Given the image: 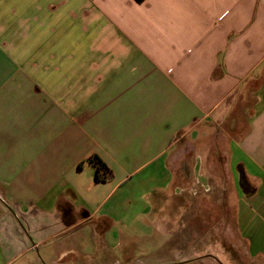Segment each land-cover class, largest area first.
<instances>
[{
    "label": "crops",
    "instance_id": "crops-1",
    "mask_svg": "<svg viewBox=\"0 0 264 264\" xmlns=\"http://www.w3.org/2000/svg\"><path fill=\"white\" fill-rule=\"evenodd\" d=\"M206 138L264 261V0H0V264H90L126 231L171 234L184 210L164 204Z\"/></svg>",
    "mask_w": 264,
    "mask_h": 264
},
{
    "label": "rangeland",
    "instance_id": "rangeland-1",
    "mask_svg": "<svg viewBox=\"0 0 264 264\" xmlns=\"http://www.w3.org/2000/svg\"><path fill=\"white\" fill-rule=\"evenodd\" d=\"M212 143L213 140L207 138L204 141L207 148L197 175L186 181L180 174L173 195L164 204L182 208L184 214L169 217L180 218L183 223L179 220L172 224L171 234L167 236L149 226L139 231H126L127 237L121 243L110 237L109 248H105L106 252L101 257L100 247L90 264H264V261H254L249 257L246 245L236 231L233 215L229 213H232L233 195L226 180V161L225 165L218 164V152ZM194 148L189 145L187 150L188 160L193 162L196 160ZM219 154L226 160L223 150ZM183 162L182 158L178 160V168ZM187 230L189 244L195 241L189 247ZM180 231H183L182 236ZM202 232L203 238L200 236ZM197 234L200 238H196ZM86 250L93 252L95 246L90 244Z\"/></svg>",
    "mask_w": 264,
    "mask_h": 264
},
{
    "label": "trees",
    "instance_id": "trees-1",
    "mask_svg": "<svg viewBox=\"0 0 264 264\" xmlns=\"http://www.w3.org/2000/svg\"><path fill=\"white\" fill-rule=\"evenodd\" d=\"M142 3L143 0H136ZM88 165L95 170V180L99 183H107L114 179V172L109 168V166L98 156H93L87 161L82 163V166ZM81 166V165H80ZM242 182H246L245 174L242 172Z\"/></svg>",
    "mask_w": 264,
    "mask_h": 264
}]
</instances>
